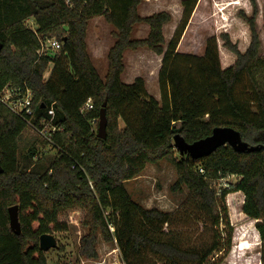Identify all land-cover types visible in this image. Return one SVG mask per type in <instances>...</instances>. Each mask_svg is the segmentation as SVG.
Returning <instances> with one entry per match:
<instances>
[{
	"label": "trees",
	"instance_id": "1",
	"mask_svg": "<svg viewBox=\"0 0 264 264\" xmlns=\"http://www.w3.org/2000/svg\"><path fill=\"white\" fill-rule=\"evenodd\" d=\"M144 0H0V90L8 85L33 95L40 119L49 120L53 154L30 145L19 148L26 122L0 103V264H48L39 236L66 230L59 220L68 209H81L88 227L79 239V253L96 258V233L114 242L124 264L140 263L150 253L161 264H220L231 248L233 228L225 197L244 196L242 212L255 224L264 264V55L259 0H214L223 30L206 39L203 55L176 51L198 0H181V15L165 43L169 13L137 12ZM224 1V0H223ZM237 7L235 14L226 8ZM103 16L114 28L101 78L86 47L88 21ZM37 25L31 30L24 20ZM148 25L145 38H132L133 26ZM239 30L240 38L233 31ZM61 42L56 54L40 56V40ZM166 46L164 47V45ZM147 48L161 55L158 70L160 101L150 95L144 79L121 80L125 50ZM223 52V54H222ZM230 53L231 57L227 55ZM228 57V59H227ZM48 63L52 69L47 78ZM87 98L90 110H82ZM105 103L106 138L96 136L99 109ZM179 125L176 126L175 124ZM228 126L253 151L235 152L221 146L210 155L192 159L173 147V136L191 143ZM48 129V130H49ZM168 159L176 171L172 190L185 187L209 219L212 229L200 247L173 227L172 213L145 208L134 201L125 182L147 163ZM235 175L239 180L216 188ZM18 206L20 234L9 225L7 209ZM222 227V228H220ZM112 228V231L110 230ZM222 255V256H220Z\"/></svg>",
	"mask_w": 264,
	"mask_h": 264
},
{
	"label": "rangeland",
	"instance_id": "2",
	"mask_svg": "<svg viewBox=\"0 0 264 264\" xmlns=\"http://www.w3.org/2000/svg\"><path fill=\"white\" fill-rule=\"evenodd\" d=\"M180 1L145 0L139 4L137 12L140 16H148L160 11L169 13L171 20L162 27L164 39L168 41L180 20ZM227 1L229 0H216L217 3ZM259 4L262 20V27L259 32L261 44L259 52L260 55H264V0H259ZM226 10L229 12L232 10V14H235L237 7L228 6ZM215 12L214 0H198L193 15L180 38L179 49H177L179 52L203 55L206 39L223 30L217 23L218 18ZM24 24L31 30L37 29L32 18L24 20ZM113 31L114 28L103 16L93 17L88 21L85 38L87 52L101 78H104L107 71L108 50L115 41L112 35ZM147 33L148 25L138 23L133 26L131 36L132 38H145ZM233 33L236 35L234 38H240L239 30H234ZM56 53L50 52V54ZM137 53L139 54L136 55ZM137 53L124 51V71L121 80L125 83H131L136 77L143 78L147 92L160 101L158 83L154 84L156 71L160 66L158 65L159 61L146 51ZM227 55L231 57L229 52ZM159 63L161 64V61ZM51 69L52 64L48 63L44 72L45 78L49 76ZM132 76H134L133 80L131 79ZM175 125L178 126L179 124L176 123ZM48 129L49 126L45 125L44 130L48 131ZM96 130L97 128H95V132ZM47 143L48 139L45 134L27 126L21 135L19 148L26 151L30 145H33L38 152L45 150L46 153L53 154L54 150L51 144ZM178 154L175 153L174 156L177 157ZM176 177L172 163L168 159H161L155 163H147L135 178L125 182V187L131 198L143 207L158 208L172 213L174 216L173 227L180 230L184 238L191 236V243L200 247L207 244L211 237L210 219L199 210L185 187L181 190L171 189ZM238 180L237 176L230 175L226 179L216 182L215 187L224 188L226 183L234 184ZM243 201L244 196L239 191L229 193L225 197L227 214L233 232L231 248L220 264H263L261 261L262 244L255 228L256 222L260 220L250 219L242 212ZM82 216L83 211L81 209H68L61 213L59 220L66 223L67 229L52 233L56 239L57 247L46 251L48 264H124L121 261L117 245L112 241H105L99 231L96 233V258L89 259L80 255L79 239L88 232V227L81 224ZM110 230L112 231V228ZM135 264L161 263L156 260L155 256L147 253L143 255L140 263Z\"/></svg>",
	"mask_w": 264,
	"mask_h": 264
},
{
	"label": "water",
	"instance_id": "3",
	"mask_svg": "<svg viewBox=\"0 0 264 264\" xmlns=\"http://www.w3.org/2000/svg\"><path fill=\"white\" fill-rule=\"evenodd\" d=\"M1 48V46H0ZM107 118L105 112V103L99 109L98 125L96 136L101 139L106 138ZM230 146L235 152L253 151L257 149L256 146H251L247 142L241 140L239 132L232 127L223 126L215 127L209 136L196 140L194 142H187L179 135L173 136V147L181 155H188L192 159H200L210 155L217 148L221 146ZM2 169L0 167V173ZM9 225L15 234H20V224L18 220V206L12 205L8 209ZM39 248L46 252L57 247L55 237L50 233H44L39 236Z\"/></svg>",
	"mask_w": 264,
	"mask_h": 264
},
{
	"label": "built area",
	"instance_id": "4",
	"mask_svg": "<svg viewBox=\"0 0 264 264\" xmlns=\"http://www.w3.org/2000/svg\"><path fill=\"white\" fill-rule=\"evenodd\" d=\"M60 48L61 42L55 38L40 40V48L37 50V54L40 56L45 53L58 52ZM32 101V92L27 87L21 90L20 88L9 87L6 85L0 90V103L6 106L13 114L22 118L28 127L38 130L39 133L45 134L48 141L50 142L51 133L55 130V128L46 131L44 130V127L45 125L49 126L50 120L54 115L53 110L51 108L47 110V115L50 117L49 120H46L45 118L40 119V127H38L33 122L36 117V113L32 106ZM92 106L91 98H87L82 110H90Z\"/></svg>",
	"mask_w": 264,
	"mask_h": 264
},
{
	"label": "crops",
	"instance_id": "5",
	"mask_svg": "<svg viewBox=\"0 0 264 264\" xmlns=\"http://www.w3.org/2000/svg\"><path fill=\"white\" fill-rule=\"evenodd\" d=\"M145 1V0H144ZM181 10H182V8H181ZM180 15H181V13H180ZM192 15H193V13H192ZM192 15H191V17H192ZM190 17V18H191ZM189 21H190V19H189ZM189 23V22H188ZM188 25V24H187ZM179 42H180V40H179ZM165 43H167V40H165ZM166 46V44L164 45V47ZM177 49H179V43H178V45H177V47H176V51L177 52H179ZM137 50H141V51H137ZM127 51H131V52H134V53H137V52H143V51H146L147 53H150V55H153L154 57H156L157 58V60L160 62L161 61V55H157L156 53H154L153 51H151V50H149V49H147V48H138V49H136V50H130V49H127ZM137 51V52H136ZM181 53H188V52H181ZM139 53H137L136 55H138ZM158 62V65H160V63ZM160 67V66H159ZM158 70H159V68H158ZM158 70L156 71V75H155V83L154 84H156V82H157V79H158ZM122 75V74H121ZM131 79L133 80L134 79V76H132L131 77ZM158 91H159V89H158ZM156 98V97H155ZM157 99V98H156Z\"/></svg>",
	"mask_w": 264,
	"mask_h": 264
}]
</instances>
